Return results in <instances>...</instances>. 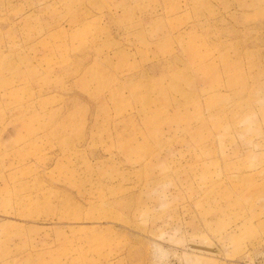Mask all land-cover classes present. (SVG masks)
I'll use <instances>...</instances> for the list:
<instances>
[{
  "label": "rangeland",
  "instance_id": "1",
  "mask_svg": "<svg viewBox=\"0 0 264 264\" xmlns=\"http://www.w3.org/2000/svg\"><path fill=\"white\" fill-rule=\"evenodd\" d=\"M264 257V0H0V264Z\"/></svg>",
  "mask_w": 264,
  "mask_h": 264
},
{
  "label": "built area",
  "instance_id": "2",
  "mask_svg": "<svg viewBox=\"0 0 264 264\" xmlns=\"http://www.w3.org/2000/svg\"><path fill=\"white\" fill-rule=\"evenodd\" d=\"M245 264H264V257L261 260H259V261L252 262V263L245 262Z\"/></svg>",
  "mask_w": 264,
  "mask_h": 264
}]
</instances>
